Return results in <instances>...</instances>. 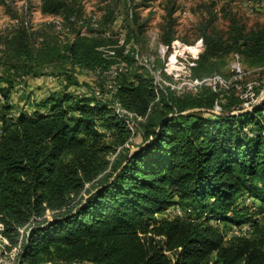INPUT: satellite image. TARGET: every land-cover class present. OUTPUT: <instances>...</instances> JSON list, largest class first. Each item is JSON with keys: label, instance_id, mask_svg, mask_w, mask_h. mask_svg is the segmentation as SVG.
<instances>
[{"label": "trees", "instance_id": "obj_1", "mask_svg": "<svg viewBox=\"0 0 264 264\" xmlns=\"http://www.w3.org/2000/svg\"><path fill=\"white\" fill-rule=\"evenodd\" d=\"M64 3L43 0L42 11L54 15ZM233 32H202L194 78L219 73L218 61L231 53L264 63V30L235 23ZM103 45L78 36L66 51L73 63L102 71L114 62L98 50ZM114 102L134 114L133 131ZM239 102L205 85L177 95L140 73L123 76L112 100L62 91L31 112L6 101L5 252L19 245L20 264H264V98L232 112ZM216 103L224 110L215 112ZM136 133L141 142L130 146ZM172 206L191 212L173 217L166 213ZM248 222L249 237L225 239Z\"/></svg>", "mask_w": 264, "mask_h": 264}, {"label": "rangeland", "instance_id": "obj_2", "mask_svg": "<svg viewBox=\"0 0 264 264\" xmlns=\"http://www.w3.org/2000/svg\"><path fill=\"white\" fill-rule=\"evenodd\" d=\"M65 1L53 15L42 11L43 0H0V90L8 93L6 101L16 112H31L38 100L62 91L112 100L116 72H120L117 84L127 74L140 73L152 78L157 87L175 86L181 80L163 70L178 44L193 45L202 40L205 30L229 37L234 35L235 23L245 32L264 30V6L257 5L258 0L253 5L247 0ZM78 36L102 40L104 45L98 50L104 58L114 60L109 66L124 62L128 71L121 73L115 67L101 77L94 69L73 63L66 48ZM169 36L173 40L167 45L164 40ZM125 55L133 57L131 62ZM238 59L245 75L228 82V91L240 100L234 113L251 110L264 98V63L251 64L242 55L231 53L218 61L219 73L205 76L219 74L228 80L231 65ZM7 80L13 82L10 89ZM6 101L0 92V106ZM140 142L136 133L129 145ZM6 252L0 256L7 260L2 264H17V256Z\"/></svg>", "mask_w": 264, "mask_h": 264}, {"label": "built area", "instance_id": "obj_3", "mask_svg": "<svg viewBox=\"0 0 264 264\" xmlns=\"http://www.w3.org/2000/svg\"><path fill=\"white\" fill-rule=\"evenodd\" d=\"M253 0H247V3L253 5ZM257 5L264 6V0H258ZM204 48L202 40H198L193 45H185L178 44L177 52L170 54L167 57V62L165 63V68L163 71L167 73V75L172 76L174 80H181V83L178 85H170L168 86L177 94L182 95L186 92L194 91L198 86L205 85L210 87L213 91L219 92L220 98L224 97L229 93L228 82L232 79L234 81H238V78H242L245 75L244 69L241 66V62L238 60L233 61L234 63L231 65L230 77L227 80L221 75H213L209 77H205L202 79L194 78L192 74V68L196 65L197 60L199 59L200 54L202 53ZM237 56V55H236ZM122 70L121 73H126L128 71V65L124 62L115 63L113 66H109L106 70H96V74L102 76L107 75L108 73H112V70L115 69ZM120 73V72H119ZM118 72L113 75V84H114V93L116 92L117 87V78L120 75ZM186 85V87H185ZM96 93V97H98ZM101 97V96H100ZM98 97V98H100ZM113 109L116 115L122 118L127 125V127L133 131V119H135L134 114L123 108L118 102L113 103ZM215 112L221 111V106L219 104H215L213 107ZM248 202V199H246ZM190 209L182 210L179 206H172L166 210V213L173 217L184 218L187 217L190 213ZM252 231V223L248 222L242 225L232 226L228 232L225 234V239L228 240L231 237H249ZM3 225L0 223V253L7 254L5 252V246L8 245L7 239L3 236ZM9 252L10 255L15 258L19 252V245L14 247ZM2 256V255H1ZM6 261L0 260V264L6 263Z\"/></svg>", "mask_w": 264, "mask_h": 264}, {"label": "water", "instance_id": "obj_4", "mask_svg": "<svg viewBox=\"0 0 264 264\" xmlns=\"http://www.w3.org/2000/svg\"><path fill=\"white\" fill-rule=\"evenodd\" d=\"M17 264H20V260L18 261V263Z\"/></svg>", "mask_w": 264, "mask_h": 264}]
</instances>
